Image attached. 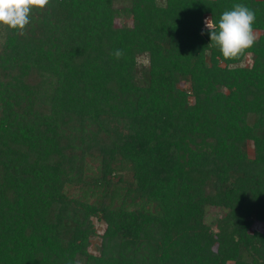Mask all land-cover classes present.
Segmentation results:
<instances>
[{"label":"trees","instance_id":"obj_1","mask_svg":"<svg viewBox=\"0 0 264 264\" xmlns=\"http://www.w3.org/2000/svg\"><path fill=\"white\" fill-rule=\"evenodd\" d=\"M235 4L260 35L224 60L204 22ZM256 223L264 0H51L0 29V264H264Z\"/></svg>","mask_w":264,"mask_h":264},{"label":"clouds","instance_id":"obj_2","mask_svg":"<svg viewBox=\"0 0 264 264\" xmlns=\"http://www.w3.org/2000/svg\"><path fill=\"white\" fill-rule=\"evenodd\" d=\"M50 3L51 0H0V29L25 35L32 13L45 11ZM255 19V12L243 4H235L232 10L224 11L218 24L213 18H207L204 23L210 35L209 46L217 47L224 60L252 56L250 50L256 43ZM113 55L119 60L124 52L117 49Z\"/></svg>","mask_w":264,"mask_h":264},{"label":"rangeland","instance_id":"obj_3","mask_svg":"<svg viewBox=\"0 0 264 264\" xmlns=\"http://www.w3.org/2000/svg\"><path fill=\"white\" fill-rule=\"evenodd\" d=\"M255 35L257 38V37H259L260 33L256 32ZM142 63L145 64L146 61L142 60ZM250 64L251 63L248 60H246L243 63V65H247V66H250ZM222 216H223V212L221 210L210 207L208 212H207V222L209 224L213 225ZM95 223H96L97 230H98L99 234L101 235L104 232L105 226H104V224H102L96 220H95ZM254 230L264 231V224L256 223ZM98 245H99V239L92 240L90 251L93 253H98L97 252V246Z\"/></svg>","mask_w":264,"mask_h":264}]
</instances>
